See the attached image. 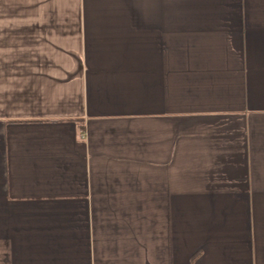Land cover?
<instances>
[{
    "label": "crops",
    "instance_id": "crops-1",
    "mask_svg": "<svg viewBox=\"0 0 264 264\" xmlns=\"http://www.w3.org/2000/svg\"><path fill=\"white\" fill-rule=\"evenodd\" d=\"M0 264H264V0H0Z\"/></svg>",
    "mask_w": 264,
    "mask_h": 264
}]
</instances>
